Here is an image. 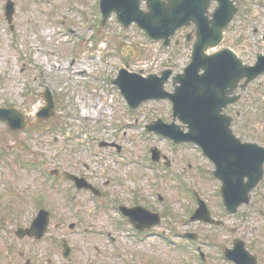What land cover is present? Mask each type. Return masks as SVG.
Here are the masks:
<instances>
[{"label": "rangeland", "instance_id": "rangeland-1", "mask_svg": "<svg viewBox=\"0 0 264 264\" xmlns=\"http://www.w3.org/2000/svg\"><path fill=\"white\" fill-rule=\"evenodd\" d=\"M5 1L0 0V107L16 106L33 120L44 105L42 93L48 88L56 98L54 117L29 127L30 134L20 135L17 141L23 140L35 151L49 147V157H61L69 165L74 159L89 163L102 179H111V189L120 199L113 196L116 201L126 204L129 189L139 190L150 206L159 207L163 214L159 238L150 236L145 242L124 248L132 264H199L195 246L186 238L181 240L186 230L197 232L194 244L203 245L206 264H232L222 261L221 252L241 234L245 241H252L251 248L264 250L262 217L243 221L219 212L214 197L218 183L211 179L212 166L196 146H173L160 136L143 132V125L156 117L171 120L170 103L146 101L130 111L122 95L112 87L110 78L126 62L131 71L153 64L157 66L148 67L151 71L146 72L158 71L159 54H168L162 52L159 42L148 40L134 24L122 28L114 15L100 24L97 0H12L14 11L9 23L4 15ZM263 31L264 0H242L221 46L233 49L250 62L254 51L262 46ZM189 49L190 45L171 47L177 64L188 58ZM263 87L261 79L248 86L239 104L242 115L235 119L234 130L239 136L264 145ZM166 88H171L170 83ZM88 109L89 112H82ZM103 142L115 143L119 152L114 147L100 146ZM153 145L169 158V167L160 161L156 169L145 158ZM61 159H52V163ZM157 188L162 197L159 201L154 195ZM184 188L197 189L223 225L188 220L189 192ZM252 196L255 209H264V182ZM98 215L101 218L96 221ZM110 223L97 210L86 221L89 227H108ZM90 242L89 239L87 243ZM101 243V250L112 255L109 244L104 240ZM101 261L96 264H123L113 256L102 255Z\"/></svg>", "mask_w": 264, "mask_h": 264}, {"label": "flooded vegetation", "instance_id": "flooded-vegetation-1", "mask_svg": "<svg viewBox=\"0 0 264 264\" xmlns=\"http://www.w3.org/2000/svg\"><path fill=\"white\" fill-rule=\"evenodd\" d=\"M180 33H184L189 42L194 25L181 28L177 36ZM247 89L248 86L245 89L238 86L231 93L239 99L228 104L224 112L233 117V121L242 115L239 104ZM4 120H0V264H96L102 262V255L131 264L124 248L136 243L134 236H159V207L150 206L139 190L129 189L126 204L116 201L113 196L120 199L111 189V179H102L89 163L74 159L69 165L61 157H49V147L35 151L23 140L17 141L20 135L30 134L29 127L38 124L34 118L25 117L27 126L18 130L9 127ZM52 137L57 138L55 134ZM100 146L120 150L115 143L103 142ZM92 154L95 156L94 151ZM52 159L62 161L52 163ZM262 182L264 173L254 190ZM254 190L250 192V202L240 205L237 213L243 221L262 217L264 224V209H255L252 202ZM155 196L159 201L158 192ZM121 204L140 207L134 212V221L129 214L123 216L119 209ZM96 210L102 211L113 225L89 227L86 221ZM100 218L98 215L96 221ZM33 223L36 227L32 228V233H26ZM89 239L92 240L90 245ZM122 239L125 240L122 242ZM102 240L109 244L112 255L101 250ZM248 242L247 250L256 257L257 264H264V250L251 248L252 241Z\"/></svg>", "mask_w": 264, "mask_h": 264}, {"label": "water", "instance_id": "water-1", "mask_svg": "<svg viewBox=\"0 0 264 264\" xmlns=\"http://www.w3.org/2000/svg\"><path fill=\"white\" fill-rule=\"evenodd\" d=\"M146 10L140 7L141 0H100V9L103 21L113 11L118 21L124 27L135 22L143 33L150 39H162L164 44L169 43L170 36L182 25L194 21L197 26L196 41L191 51V61L184 69L183 73L177 74L173 78V92H165L162 89L163 83L167 80L170 70L162 72L161 76L150 74L141 77L136 73L128 72L121 68L113 82L120 88L130 106H135L142 99L167 98L172 103L173 116L178 117L187 124L188 131L182 132L179 125L175 123H163L158 120L154 125H148L149 129L172 138L174 141H192L198 143L204 153L215 163L214 174L219 177L223 186L221 192L225 197V202L233 199L238 190V185L243 173L244 155L249 151L248 144L243 150V160L237 170V175H232L235 167V160L230 156L234 155L238 139H236L229 129L230 118L220 114V110L234 98L226 97V93L233 89L237 81L246 76V82L263 70L261 63L254 66H243L240 58L231 49H222L214 54H206L207 46H217L222 39V29L231 20L237 8L233 5L237 0H216L218 5L208 19L205 15L207 5L212 0H144ZM7 15L12 12V3L9 4ZM261 58H264L262 56ZM202 72L199 73V70ZM177 83V84H176ZM47 104L39 112L41 118L53 114L54 106L50 97L45 98ZM5 114V115H2ZM21 115L14 109H0V119H5L12 128L22 127ZM17 124V126H15ZM251 145V144H250ZM253 146L254 152L251 155L254 159L251 163V180L241 183L237 192L236 206L247 201L248 191L257 183L261 176V162L264 160V149ZM250 147V146H249ZM258 152L260 157L258 158ZM154 159H158V151L154 150ZM241 154V150H238ZM250 153V152H249ZM263 154V155H262ZM246 161V160H245ZM241 175V176H239ZM234 201V200H233ZM228 205V204H227ZM204 210V207H202ZM232 209V208H231ZM135 209H127V214L134 219ZM195 218L209 221L208 212L204 214L198 211ZM134 221V220H133ZM36 224L33 223L26 233H32ZM45 226H43L44 229ZM225 254L233 259L237 264H253L248 262L246 250L240 241L234 243V248L226 250ZM240 260V263L238 260Z\"/></svg>", "mask_w": 264, "mask_h": 264}, {"label": "bare ground", "instance_id": "bare-ground-1", "mask_svg": "<svg viewBox=\"0 0 264 264\" xmlns=\"http://www.w3.org/2000/svg\"><path fill=\"white\" fill-rule=\"evenodd\" d=\"M83 70V69H82ZM90 110L88 109V110H83V113H87V112H89Z\"/></svg>", "mask_w": 264, "mask_h": 264}]
</instances>
